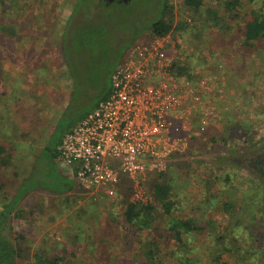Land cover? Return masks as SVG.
I'll use <instances>...</instances> for the list:
<instances>
[{"label":"rangeland","instance_id":"rangeland-1","mask_svg":"<svg viewBox=\"0 0 264 264\" xmlns=\"http://www.w3.org/2000/svg\"><path fill=\"white\" fill-rule=\"evenodd\" d=\"M77 1L0 0V143L11 154L0 164V209L22 181L29 179L31 187L42 183L25 195L4 233L22 249L24 263L41 249H74V256L60 264H135V241L111 233L129 203L130 183L120 184L115 200L94 201L78 184L70 193L52 191L64 172L51 151L107 91L109 72L127 50L152 36L150 24L163 0H92L75 11ZM227 1L203 0L199 11H192L184 0H164L173 19L171 37L181 40L176 70L184 67L181 76L194 83L206 80L210 89L200 97L213 115L205 132H192L164 170L148 174L143 188L152 202L154 184L167 181L176 203L173 214L201 227L184 236L188 255L198 264H264V174L249 163L264 154V39L249 48L240 33L253 6L262 3L238 0L229 12ZM208 9L217 12L216 19ZM62 37L73 51L68 59ZM18 63L26 66L27 85L15 84V76L25 74L7 71ZM192 120L196 129L199 110ZM218 156L229 161L218 165ZM155 225L159 228L146 229L142 239L156 238L159 264H178L171 256L177 246L167 238L168 225L163 218ZM221 242L227 250L212 263L210 250L217 252Z\"/></svg>","mask_w":264,"mask_h":264},{"label":"built area","instance_id":"built-area-1","mask_svg":"<svg viewBox=\"0 0 264 264\" xmlns=\"http://www.w3.org/2000/svg\"><path fill=\"white\" fill-rule=\"evenodd\" d=\"M151 36L131 46L110 74L107 95L61 138L58 168L75 169L82 192L90 199L115 200L118 187L132 186L129 203L150 202L143 185L150 172L164 170L182 152L192 132L204 129L213 111L200 97L210 89L177 72L175 48L181 40ZM200 122L193 129V115Z\"/></svg>","mask_w":264,"mask_h":264},{"label":"trees","instance_id":"trees-1","mask_svg":"<svg viewBox=\"0 0 264 264\" xmlns=\"http://www.w3.org/2000/svg\"><path fill=\"white\" fill-rule=\"evenodd\" d=\"M237 1L238 0H229L224 2V7H226V9L230 12L234 9ZM249 1L254 5H256L257 1H261L262 4L260 7H257V5L253 6L249 16L245 17L243 24L240 25V33L243 37V45L249 48H256L259 42L264 39V0ZM92 2V0H78L75 4V11L81 8V3L89 5ZM184 2L186 6H189L192 9V11H199L201 5L203 4V0H184ZM169 12L170 7L166 2L164 3L163 0V5L159 10L157 18L150 24V32L152 36H163L173 28V19L170 17ZM207 12L212 13L215 19L217 18V12L215 10L208 9ZM217 24L219 23L215 22V25ZM61 40V44L63 45L61 47L63 58L68 59L67 56L69 54H71V57L73 56V51L66 48L68 45L65 46V40L63 37ZM112 70L109 72V87L110 74ZM177 72L180 75L186 73L184 67L179 68ZM109 87L107 91L103 92L101 97H99L94 107L107 95ZM89 111L85 112L82 117ZM69 130L67 127V129L62 133L61 137L56 141L51 151L53 162L55 164L57 159L56 147L59 144L62 136ZM204 132L205 128L203 130L201 129L199 133ZM5 153H7V148L4 144L0 143V164H7L9 158H11V154L9 152L7 153V157L3 158ZM228 158L229 156H218L215 162L218 165H221L222 163L228 162ZM68 172L70 173L68 175H64L65 173L61 172L63 173V175H61V182L58 187H51L50 189L52 191L67 192L68 190L77 186L78 183L75 178V169L73 168ZM225 179L228 180L227 177ZM28 182L29 179L22 181V183H20V185L16 188L14 195H12L10 198H7L6 201L2 203V208L0 209V264H60L61 261L64 262L67 255L70 257L74 256V249H71L70 251L61 250L59 253H55V251L44 253L41 249L35 254L33 261L24 263L19 261L22 254V249L18 246V244L13 243L4 233L6 222L10 219L11 214L17 212L18 209H21L19 205L24 199L25 195L36 185L42 184L35 183L31 187L28 185ZM170 188L171 187L167 181L155 183L152 187V202L147 204L127 203L122 212L117 214L116 219L119 221V226H116L117 230H113L111 233L112 235L117 236L119 239H125V237L129 236L130 241L132 240L131 243L135 241L137 247L133 252L134 259L131 261L132 263H161L163 259H161L162 257L158 255L160 248L156 238L143 237L142 239L141 233L146 229L151 231L154 230V228H159L157 225H155V222L163 218V221L168 225L167 229L170 232V236L167 238L172 237V239L175 241L174 243L177 246L172 250V258H174L178 264H198L196 259H192L193 256L190 257V255H188V253L191 251L185 242L188 241V239L184 241V236L187 237L193 234L195 230L201 227H198L191 219L178 218L173 214L172 211L174 210L176 203L172 197ZM158 208L161 210L163 217L159 216ZM7 228L10 230L9 227ZM18 236L22 237L21 234H18ZM101 240L102 239H100V241ZM90 241L92 240L90 239ZM221 245L222 246L216 248L217 252L215 253L210 250V262L217 263L224 250H227L225 243L221 242ZM65 248L66 247L63 249Z\"/></svg>","mask_w":264,"mask_h":264},{"label":"crops","instance_id":"crops-1","mask_svg":"<svg viewBox=\"0 0 264 264\" xmlns=\"http://www.w3.org/2000/svg\"><path fill=\"white\" fill-rule=\"evenodd\" d=\"M23 38V37H22ZM21 38V39H22ZM18 39V38H17ZM22 42H24V40L22 41ZM24 67H26L25 65H21L20 67H19V63L17 64V65H15L14 66V69L13 70H11L10 68H8L7 69V71L8 72H15V73H18V72H22L23 74H25V75H22V76H15V84H25V85H27V80L29 79L28 77V73L26 72V70H25V68ZM10 69V70H9ZM26 76H28V77H26ZM79 120V119H78ZM78 120L75 122V123H77L78 122ZM73 126V125H72ZM72 126L71 127H68V130L69 129H71L72 128ZM70 191H72L71 189L70 190H68L67 192H60V193H62V194H65V193H70Z\"/></svg>","mask_w":264,"mask_h":264},{"label":"flooded vegetation","instance_id":"flooded-vegetation-1","mask_svg":"<svg viewBox=\"0 0 264 264\" xmlns=\"http://www.w3.org/2000/svg\"><path fill=\"white\" fill-rule=\"evenodd\" d=\"M263 159H264V154L263 155L262 154H256L255 156H253L249 160V163L251 165L250 167H252L255 170H257L258 172L264 174V165H262ZM254 169H252V170H254Z\"/></svg>","mask_w":264,"mask_h":264},{"label":"water","instance_id":"water-1","mask_svg":"<svg viewBox=\"0 0 264 264\" xmlns=\"http://www.w3.org/2000/svg\"><path fill=\"white\" fill-rule=\"evenodd\" d=\"M111 1H113V0H107V2H111ZM118 1L127 2L129 0H118Z\"/></svg>","mask_w":264,"mask_h":264}]
</instances>
